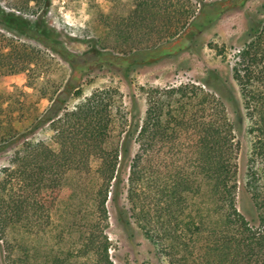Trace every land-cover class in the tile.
<instances>
[{
  "label": "trees",
  "instance_id": "1",
  "mask_svg": "<svg viewBox=\"0 0 264 264\" xmlns=\"http://www.w3.org/2000/svg\"><path fill=\"white\" fill-rule=\"evenodd\" d=\"M49 2L22 0L15 9ZM132 2L126 17L101 22L103 34L92 43L102 57L120 61L128 84L135 64L172 56L168 45L187 46L222 12L215 1ZM41 20L27 29L37 42L49 38ZM246 37L231 67L251 139L241 169L228 112L234 100L224 96L217 70L201 85L143 89V118L129 113L114 88L68 108L81 96L87 67L72 68L57 84L50 59L68 62L64 53L0 35V80L25 76L13 94L0 92V154L12 153L0 169L4 264H114L109 207L124 228L132 222L150 239L167 264H264V20H250ZM44 129L48 141L31 138Z\"/></svg>",
  "mask_w": 264,
  "mask_h": 264
},
{
  "label": "rangeland",
  "instance_id": "2",
  "mask_svg": "<svg viewBox=\"0 0 264 264\" xmlns=\"http://www.w3.org/2000/svg\"><path fill=\"white\" fill-rule=\"evenodd\" d=\"M204 1L220 3L222 12L219 17L191 36L187 46L178 50L175 44L168 45L165 49L175 50L172 56L150 64H135L130 73L131 84L122 77L124 69L120 61L113 55L102 57L105 52L92 43L102 36L104 27L101 22L104 19L111 22L114 18L129 15L133 9L132 0H50L44 7L37 5L25 11L15 9L21 6L22 0H0V20H3L0 22V35L9 37L14 45L26 44L41 50L48 46L47 53H51L50 48L55 49L56 53H64L68 62L51 54V78L57 84L69 79L72 68L77 70L87 67L82 75L81 96L71 100L68 108H72L97 89L114 88L123 95V102L129 113L143 118V89L186 83L201 85L208 79L209 71L217 70L222 79L220 87L224 96L234 100L228 105V112L236 129L238 162L243 169L249 158L251 139L247 133L248 123L237 88L231 81V67L237 51L247 39L250 20H264V0L238 1L232 6L222 0ZM4 17H8L7 26H4ZM37 19H42L41 28L49 32V38H44L41 42L33 40L32 36L37 38L35 32L27 30L30 25L34 26ZM24 31L26 32L23 33ZM100 58L101 61L95 64ZM24 83L23 74L3 78L0 80V92H4V95L13 94L14 88L19 90ZM45 105L44 101L40 102V109ZM49 136L50 132L44 129L31 138L48 141ZM136 149L137 146L133 145L132 153ZM11 154H0V169L8 164ZM124 204L128 207L126 202ZM109 210L111 218L107 234L111 243L109 254L114 264H167L157 246L132 222L124 228L122 222L117 220L119 212H114L111 207ZM0 264H4V245L0 248Z\"/></svg>",
  "mask_w": 264,
  "mask_h": 264
}]
</instances>
